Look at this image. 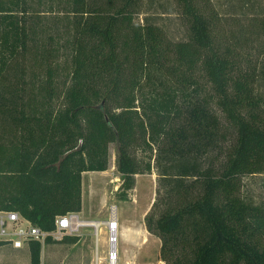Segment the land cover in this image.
I'll list each match as a JSON object with an SVG mask.
<instances>
[{"label":"trees","instance_id":"16d2710c","mask_svg":"<svg viewBox=\"0 0 264 264\" xmlns=\"http://www.w3.org/2000/svg\"><path fill=\"white\" fill-rule=\"evenodd\" d=\"M176 1L188 36L170 45L147 15L134 21L142 0H0V209L52 230L81 211L82 173L107 170L115 143L121 197L158 173L164 208L144 223L166 264H264V202L241 191L264 173V61L196 0Z\"/></svg>","mask_w":264,"mask_h":264},{"label":"rangeland","instance_id":"374dc122","mask_svg":"<svg viewBox=\"0 0 264 264\" xmlns=\"http://www.w3.org/2000/svg\"><path fill=\"white\" fill-rule=\"evenodd\" d=\"M35 1V0H33ZM197 4L217 17L216 30L222 37L234 36L241 41L243 53L249 54L253 63L260 67L264 61V29L259 20L264 17V0H196ZM139 12L134 15L136 23L149 20L164 32L171 45L188 36V23L176 0H142ZM222 124L225 118L214 106ZM226 139L223 147L231 145L234 132L225 126ZM156 148V146H153ZM158 148V146H157ZM137 157L146 158L152 153L138 151ZM116 145L109 144V164L105 171L82 173V209L77 213L80 220L96 222L98 225L83 224L75 244H42L41 264H109L108 255L115 245L110 243L107 225L112 212L115 213L117 230V264H166L160 257L161 240L147 231L144 217L150 212L154 217L163 210L162 204L152 207L157 197L158 173L136 174L134 187L120 196L122 177L115 167ZM154 157L151 163H154ZM223 157L218 159L221 163ZM241 191L255 202H264V173L242 178ZM97 231V232H96ZM123 232V233H122ZM0 264H30L28 247L14 249L9 244L0 246Z\"/></svg>","mask_w":264,"mask_h":264},{"label":"built area","instance_id":"2783aa9c","mask_svg":"<svg viewBox=\"0 0 264 264\" xmlns=\"http://www.w3.org/2000/svg\"><path fill=\"white\" fill-rule=\"evenodd\" d=\"M84 221L80 220L76 212H67L62 215H56L54 218V228L44 230L38 225L33 224L29 219L15 210L0 209V241L9 244L13 248L21 249L30 246L32 241L44 243L46 237L53 240H60L65 235L77 234L78 229ZM108 227L110 230V243L115 245L113 251L108 255L109 264H117V229ZM97 232V231H96Z\"/></svg>","mask_w":264,"mask_h":264},{"label":"bare ground","instance_id":"6f19581e","mask_svg":"<svg viewBox=\"0 0 264 264\" xmlns=\"http://www.w3.org/2000/svg\"><path fill=\"white\" fill-rule=\"evenodd\" d=\"M84 224H87V225L88 224L98 225L99 223H96V222H86L85 221ZM107 225H108V227L115 226V227H113V230H115V229L118 230V222H117V218H116V215H115L114 212H112L109 221H107Z\"/></svg>","mask_w":264,"mask_h":264},{"label":"crops","instance_id":"0c3cea01","mask_svg":"<svg viewBox=\"0 0 264 264\" xmlns=\"http://www.w3.org/2000/svg\"><path fill=\"white\" fill-rule=\"evenodd\" d=\"M86 172H88V171H86ZM83 173H84V172H83ZM77 213L79 214V213H81V211H79V212H77ZM14 249H17V248H14Z\"/></svg>","mask_w":264,"mask_h":264}]
</instances>
